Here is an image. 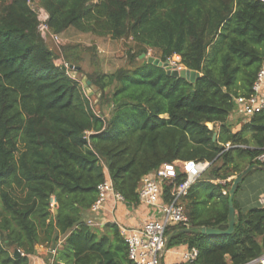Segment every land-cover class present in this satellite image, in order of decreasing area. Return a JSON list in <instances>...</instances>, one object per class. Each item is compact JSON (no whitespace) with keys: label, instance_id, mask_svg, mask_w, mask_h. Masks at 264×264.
Returning <instances> with one entry per match:
<instances>
[{"label":"trees","instance_id":"1","mask_svg":"<svg viewBox=\"0 0 264 264\" xmlns=\"http://www.w3.org/2000/svg\"><path fill=\"white\" fill-rule=\"evenodd\" d=\"M33 2L54 34L130 41L126 66L85 74L98 110L72 76L82 61L47 46ZM150 50L201 76L193 85L168 75L141 59ZM263 65L262 0H0V264H29L37 245L56 250L54 264H136L118 224H87L98 186L109 176L137 207L144 176L191 160L209 165L181 199L188 222L167 230V249H197L195 264H262L264 207H240L242 184L234 233L200 230H227L234 178L264 167V110L237 131L229 123ZM176 170L165 203L186 179Z\"/></svg>","mask_w":264,"mask_h":264},{"label":"built area","instance_id":"2","mask_svg":"<svg viewBox=\"0 0 264 264\" xmlns=\"http://www.w3.org/2000/svg\"><path fill=\"white\" fill-rule=\"evenodd\" d=\"M31 7L33 8V3ZM33 10L37 12L40 21L38 29L42 37L45 40H53L59 43L60 35L52 33L48 27V13L44 9L36 10L33 8ZM180 61L181 59L178 57L177 62L171 60L169 62L170 65L181 68ZM65 68L73 70V67L68 64H65ZM252 91L253 94L250 97L239 96L235 99L236 107L233 114L248 120V118L264 110V65L257 74ZM226 147L228 148L230 145L227 144ZM257 160L264 162V154L260 155ZM177 167H180L186 175V179L174 188L171 201L165 203L163 201V184L176 177ZM207 167L208 163L193 160L175 162L164 164L158 170L142 178L139 188L140 203L155 208L158 215L141 226L124 227L119 225L121 235L128 246L130 260L136 264H162L168 246L167 230L170 227L188 222L181 199L187 196L190 187ZM97 192V200L91 207V214L100 215L111 200L115 205L125 204L123 196L115 191L109 176L98 186ZM52 206L55 207L54 200H52ZM87 224L94 226L95 220L88 218ZM20 252L22 257L25 256L22 251ZM52 252L55 253V250ZM197 257L198 251L194 248L184 254L183 262L195 264ZM260 262L264 264V258Z\"/></svg>","mask_w":264,"mask_h":264},{"label":"crops","instance_id":"3","mask_svg":"<svg viewBox=\"0 0 264 264\" xmlns=\"http://www.w3.org/2000/svg\"><path fill=\"white\" fill-rule=\"evenodd\" d=\"M106 114L109 115V112L107 111ZM245 122L246 118L242 117L229 119V123L234 125L235 131L239 130ZM237 199L244 211L264 207V171L256 170L247 176L238 192ZM157 215L158 212L155 208L142 203L137 207H130L125 204L115 205L111 200L100 215L90 213L89 218L95 220L94 227L102 228L107 223L137 227L156 218ZM187 252V248L183 246L167 249L163 262L164 264H184L183 257ZM55 260L56 250L53 253L50 247L43 245H37L35 253L29 256V264H54Z\"/></svg>","mask_w":264,"mask_h":264},{"label":"rangeland","instance_id":"4","mask_svg":"<svg viewBox=\"0 0 264 264\" xmlns=\"http://www.w3.org/2000/svg\"><path fill=\"white\" fill-rule=\"evenodd\" d=\"M33 8L36 10L43 9L37 2H33ZM46 42L47 46L58 56L64 57V50H66L67 54H75L74 56H76L80 62L82 61L84 71L75 75L81 82L85 78V74L89 72L101 71L112 73L127 65V50L130 44V41L127 40L118 41L110 37H97L71 28L60 35L59 43L53 40H47ZM69 48L70 50H68ZM149 56L158 58L157 52L152 50H150L147 57ZM171 61L177 62L178 57L175 56ZM94 92L95 90L93 89V93ZM92 102L98 110V96L92 95ZM238 117L237 114H233L229 119H237ZM210 127L212 128V125H210Z\"/></svg>","mask_w":264,"mask_h":264},{"label":"water","instance_id":"5","mask_svg":"<svg viewBox=\"0 0 264 264\" xmlns=\"http://www.w3.org/2000/svg\"><path fill=\"white\" fill-rule=\"evenodd\" d=\"M141 59H146L148 64H152L154 66L164 68L167 71V74L174 77V78H182L187 81H189L191 84L195 85L197 79L201 76L199 72L196 71H190L185 68H177L175 66L170 65V62H163L159 58H153L151 56L147 57L146 55H142ZM76 72L72 73V76L74 77ZM83 87L86 90L88 96L94 95L93 88L91 87V82L87 80L85 77L82 81ZM100 97V95H99ZM209 165V164H208ZM256 170H262L264 171V167H261L259 165H252L249 168H247L242 174L238 175L234 178L233 184L231 188L229 189V226L227 230L221 231L215 228H207L204 227L200 230V232L203 235L208 236H228L234 233L235 231V225H236V213L234 208V198L237 194L238 188L241 184H243L244 180L247 178V176L250 174L251 171ZM193 230L190 228H187L185 232H192ZM21 256V252L19 249H16L14 251V257L17 258ZM256 263V262H255Z\"/></svg>","mask_w":264,"mask_h":264}]
</instances>
